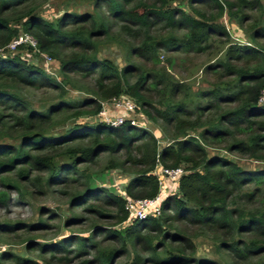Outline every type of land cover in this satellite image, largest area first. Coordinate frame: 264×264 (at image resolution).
Listing matches in <instances>:
<instances>
[{
	"label": "trees",
	"instance_id": "1",
	"mask_svg": "<svg viewBox=\"0 0 264 264\" xmlns=\"http://www.w3.org/2000/svg\"><path fill=\"white\" fill-rule=\"evenodd\" d=\"M44 1L0 0V46L16 38L20 31L14 26L19 25L34 41V50L57 62L63 79L57 82L18 54L0 55V184L6 189L0 203L7 202L9 191L21 197L18 181L28 182L33 170H44L41 181L46 188L77 187L69 193L70 206H82L97 218L105 213L93 209L92 202L100 203L113 208L105 215L113 225L123 224L127 218L124 198L102 195L101 189L90 186L91 174L85 172L103 156L101 171L117 169L129 176L123 188L128 197L153 198L168 188L162 195L161 214L123 224V231L105 230L108 239L120 242V249H100L95 237L99 227L88 236L74 238L75 248H70L69 238L49 247L73 257L92 248L96 264H221L196 255L194 238L210 233L214 252L230 255L231 264H264V104L260 102L264 24L247 12L262 9L261 1L81 0L90 2V11H62L53 22L36 14ZM183 3L189 12L181 7ZM225 15L241 27L251 21L245 28L249 43L231 38L226 25L219 22ZM156 27L162 33L159 38L152 35ZM120 34L132 37L126 55L150 62V71L141 70L133 61L119 69L111 60L96 57L99 45ZM179 50L220 52L218 58L203 65L202 76H210L212 81L206 78L210 88L199 92L193 106L177 100L183 85L157 67L159 53ZM73 72L91 80L87 92L92 98H64L66 84L79 88L68 81ZM29 87L55 90V99L43 109L28 108L16 91ZM153 92L163 98L157 101L160 107L152 102ZM123 95L139 104L136 107L148 122L159 126L168 143L161 145L148 128L132 126L128 120L120 127L96 118L77 121L95 116L100 102ZM63 121L67 124L61 130L47 133ZM208 147L263 164L245 169L209 152ZM61 156L71 159H57ZM158 165L180 167L182 172L161 188L154 173ZM80 178L83 181L78 182ZM16 225L0 223V232ZM129 252H133L129 263L115 262V256ZM8 259L10 262H3ZM0 264L34 262L2 251Z\"/></svg>",
	"mask_w": 264,
	"mask_h": 264
},
{
	"label": "rangeland",
	"instance_id": "2",
	"mask_svg": "<svg viewBox=\"0 0 264 264\" xmlns=\"http://www.w3.org/2000/svg\"><path fill=\"white\" fill-rule=\"evenodd\" d=\"M260 1L263 5L262 9H255L247 12L252 15L253 19H260L264 24V0ZM89 3L90 2H87V4L85 2L83 3L81 0H45L39 5L36 14L45 21L53 22L62 11H76L81 9L90 11L91 5H89ZM181 7L189 12L185 3L181 4ZM196 7L203 9L204 6L196 4ZM203 10L207 11V9ZM219 22L226 25V29L233 40L249 43L250 40L245 28L250 25L251 21L246 22L241 27L234 20H229L227 15H225L219 19ZM14 27L20 32L16 38H13L8 44L0 46V55L14 56L18 54L24 58L26 63L39 67L44 73L55 79L57 82H63V79L58 73L57 62L34 50V42L31 39L28 41L22 40V42H19V44L16 45L12 44V41L16 40L19 36L25 37V34L22 32L19 25H15ZM153 33L154 34L152 35L159 38V27H156ZM116 36L117 38L113 41L104 42L99 45L96 50V57L98 59L107 58L111 60L116 68L119 69L125 66L128 62L133 61L141 70L150 71L152 68L150 62L145 63V61L134 56V54L126 55L128 45H131V42H133L132 37L125 34ZM28 38L29 37L27 36V39ZM260 41L264 43V39ZM219 56L220 52H215L214 50L197 54L185 53L180 50L171 53L161 52L158 54L157 67L167 70L169 73L168 75L172 76L173 80L178 81L183 85L182 90L178 93L177 100H186V103L189 106H193L198 101L199 92L210 88L209 81H212L210 76H202L201 69L203 65L214 61ZM167 58L170 59V61H168ZM128 59H130V61ZM68 77L69 83H74V85H77L79 88L74 89L70 84H66V92L64 94L66 100L74 101L80 98H92L91 94L87 92V89H91V80L89 78L82 79L77 72L68 74ZM206 78H208V82ZM16 93L26 107L34 109H43L48 103L55 99L56 95L55 90L45 87L23 88L19 91L17 90ZM151 97L152 102H156L155 105L160 107L157 101L162 100V96L153 92L151 93ZM125 98L129 97L124 95L119 96L106 102H100L99 105H109L113 100ZM132 101L136 105H139L134 99H132ZM111 114L114 113L112 112ZM86 117L87 116L84 118H78L77 121H93L97 115L91 118ZM124 117L134 119L137 122L139 121L144 128H148L157 139L161 140V145L169 142L168 139L161 136L159 126L148 122L138 108L133 112H126ZM65 120L67 119H64V121ZM64 121L59 126L48 129L47 133L54 134L61 130L65 124H67V122L64 123ZM207 149L211 153L225 156L245 169H256L263 164L259 160L240 157L235 154H228L223 149L217 147H208ZM47 153L50 154L52 152ZM57 159H67L70 161L71 158L61 156ZM105 159V157L101 156L96 163L85 168V172L91 174L88 182L91 187L101 189L102 192L100 193L102 195L110 193L121 196L124 192V181H127L129 176L117 169L101 171ZM80 167H83V165ZM45 175L44 170H33L28 182H22L21 180L18 181L22 191L21 197L17 195V192H6L9 197L7 202L0 203V223L17 225L6 232H0V252L8 251L14 256L29 259L30 261H33L34 264H96V262L93 261L94 251L92 248L91 250L86 248V250H83V252L78 253L73 257V255L63 253L60 250H55L52 249L51 246H48L53 244L55 247L56 244H58L57 242L62 238H69L68 243L70 248H75L77 243L74 242V238L80 235L88 236L95 227H99L100 230L95 237L100 240L99 246L102 251H106L112 246L116 249H120V242L113 241L105 236V230L108 228L120 229V231H123L125 227L123 224L113 225L112 219L105 216L109 212H113V208L92 202L94 205L91 204L93 209H98L105 213L104 215L95 218L90 215L88 210L85 208L82 209V206H70V204H68L69 193L73 192L77 187L74 184H71L64 186L55 185L46 188L45 184L41 181ZM81 181L83 180L80 178L78 182ZM5 191L6 189L0 184V195H5ZM73 216L77 219H70ZM36 223L39 224L31 225ZM181 223H183L180 224L181 226L186 225L185 222ZM174 225L176 224L174 223ZM190 231H192V229H190ZM209 237L210 233L199 235L194 238L196 255L211 260H219L221 264H231L230 255L225 253L217 254L214 252V246ZM144 253V255H147L146 252ZM132 255L133 252H129L127 255L120 258L119 256H115L114 260H116V263L123 261L129 263ZM64 256L68 258L67 262L63 260ZM3 262L8 263L10 260L8 259Z\"/></svg>",
	"mask_w": 264,
	"mask_h": 264
},
{
	"label": "built area",
	"instance_id": "3",
	"mask_svg": "<svg viewBox=\"0 0 264 264\" xmlns=\"http://www.w3.org/2000/svg\"><path fill=\"white\" fill-rule=\"evenodd\" d=\"M27 36L25 34V37H18L16 40L12 41L14 45L19 44V42H22V40L28 41L32 40L30 36L27 39ZM33 41V40H32ZM34 42V41H33ZM114 99V98H113ZM260 102L264 104V92L260 98ZM136 104L129 98L125 99H117L111 101V103L108 105H102L100 110L97 112V117H95L98 121H101L105 124H107L110 127H120L125 123L126 120L129 121V124L136 127H143L141 123L138 121H135L134 119L125 118L124 114L126 112H133L136 110ZM114 114H111V113ZM95 115V116H96ZM182 172V168H166L158 165L154 173L157 174L160 186L161 188H166L168 186L165 185L166 182H173L177 180L179 175ZM168 188L164 190V192H160L158 195H156L153 198H138L133 199L131 197H128L123 192V198L125 200L124 208L127 211V218L123 222V224H129L135 219H146L149 216L157 217L161 214V201H162V195L165 193Z\"/></svg>",
	"mask_w": 264,
	"mask_h": 264
},
{
	"label": "crops",
	"instance_id": "4",
	"mask_svg": "<svg viewBox=\"0 0 264 264\" xmlns=\"http://www.w3.org/2000/svg\"><path fill=\"white\" fill-rule=\"evenodd\" d=\"M126 183V181H124V184Z\"/></svg>",
	"mask_w": 264,
	"mask_h": 264
},
{
	"label": "clouds",
	"instance_id": "5",
	"mask_svg": "<svg viewBox=\"0 0 264 264\" xmlns=\"http://www.w3.org/2000/svg\"><path fill=\"white\" fill-rule=\"evenodd\" d=\"M122 196V195H121ZM123 197V196H122Z\"/></svg>",
	"mask_w": 264,
	"mask_h": 264
}]
</instances>
